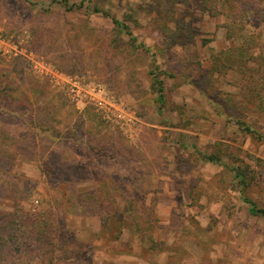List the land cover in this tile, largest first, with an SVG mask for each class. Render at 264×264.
Returning a JSON list of instances; mask_svg holds the SVG:
<instances>
[{"label":"rangeland","instance_id":"obj_1","mask_svg":"<svg viewBox=\"0 0 264 264\" xmlns=\"http://www.w3.org/2000/svg\"><path fill=\"white\" fill-rule=\"evenodd\" d=\"M0 36V264H264V0H0Z\"/></svg>","mask_w":264,"mask_h":264},{"label":"trees","instance_id":"obj_2","mask_svg":"<svg viewBox=\"0 0 264 264\" xmlns=\"http://www.w3.org/2000/svg\"><path fill=\"white\" fill-rule=\"evenodd\" d=\"M112 22H113L114 25L119 26V27L122 26L123 29L128 30L127 27H125L124 25H122L121 22H119L115 18H112ZM130 36L132 38V41L134 42L135 41V38H133V36L131 34H130ZM157 85L159 87V93H160V95H159V101L162 104H164V86H163V83L159 81V83ZM0 145H2V147L5 146V144H3V143L2 144L0 143ZM5 152L6 151H3L4 155L6 154ZM0 173L3 174V173H5V171H3L2 168H1L0 169ZM238 177L241 178V176H239V175H238ZM130 178H128V179L132 183L131 184L132 192L134 194H136V195L139 196V188H137L136 179H134V178L130 179ZM97 183H99V182H97ZM112 183H113L112 186L113 185H116L117 184V181L113 179ZM239 183L241 185L242 192H244L247 189V187H248L249 184L245 182V179L244 178L243 179H240ZM107 186L110 187L109 184L108 185L106 184V182H103L101 184V187L104 188V189H107ZM116 190H117V188L114 186L113 191H116ZM142 197H143V200L142 201H144V196H142ZM119 198H121V196ZM244 201H245L246 204H248L250 206L249 212H250V214L252 216H255V217L262 216V217H264V209L257 208L256 205H254L248 198H245ZM1 239H4V238H1ZM1 241H3V240H1ZM4 241H6V240H4Z\"/></svg>","mask_w":264,"mask_h":264},{"label":"built area","instance_id":"obj_3","mask_svg":"<svg viewBox=\"0 0 264 264\" xmlns=\"http://www.w3.org/2000/svg\"><path fill=\"white\" fill-rule=\"evenodd\" d=\"M10 42H8L5 38L0 36V60L8 59L11 60L12 58H17L22 56L23 53L21 50H19V46H12V48L9 45Z\"/></svg>","mask_w":264,"mask_h":264},{"label":"crops","instance_id":"obj_4","mask_svg":"<svg viewBox=\"0 0 264 264\" xmlns=\"http://www.w3.org/2000/svg\"><path fill=\"white\" fill-rule=\"evenodd\" d=\"M152 180H153L154 183L156 182L155 177H152ZM148 182H149V179L144 181V187H146V188L148 187L147 186ZM151 188L154 190L155 193H157L158 196H160V199H164V198L166 199L171 194L170 192H172V191H170V192L167 191L165 188H163V186L160 187V185L156 186V187H151ZM146 199H148V198H146ZM174 208H175V206L170 207L169 211L171 212V210L174 209ZM160 212H162V210H160ZM163 213H168V212H163ZM87 223H89V222H87ZM165 224H167V223H165ZM88 228L92 229L94 233H98V232L102 231L101 224L98 225V224L89 223L88 224Z\"/></svg>","mask_w":264,"mask_h":264}]
</instances>
